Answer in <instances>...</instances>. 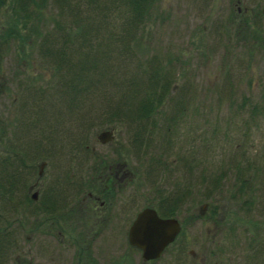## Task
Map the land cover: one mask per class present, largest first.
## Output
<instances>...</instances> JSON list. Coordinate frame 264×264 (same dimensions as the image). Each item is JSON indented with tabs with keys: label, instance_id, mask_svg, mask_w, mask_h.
Segmentation results:
<instances>
[{
	"label": "rangeland",
	"instance_id": "1",
	"mask_svg": "<svg viewBox=\"0 0 264 264\" xmlns=\"http://www.w3.org/2000/svg\"><path fill=\"white\" fill-rule=\"evenodd\" d=\"M45 2L0 5V264H264V0H148L134 28L126 0ZM144 206L181 227L148 261Z\"/></svg>",
	"mask_w": 264,
	"mask_h": 264
},
{
	"label": "trees",
	"instance_id": "2",
	"mask_svg": "<svg viewBox=\"0 0 264 264\" xmlns=\"http://www.w3.org/2000/svg\"><path fill=\"white\" fill-rule=\"evenodd\" d=\"M45 1L46 0H8V3L10 4V8L13 12L12 13L13 15L17 14L15 9L16 7H18L20 11H23L24 14H26V17H30V16H33L34 14L38 16L41 14V9H43L46 4ZM3 2H5V0H0V5ZM126 2L128 4L127 8L130 12L129 15L127 16L128 21L126 22V24L128 23L127 27L129 26V28H134L135 20L141 18V16L146 12L145 7H147L146 5H147L148 0H126ZM67 32L73 35L71 30H68ZM6 33L10 38H13L15 36L14 33H17V31L14 29L11 31L10 29ZM7 42L9 43L10 41H7ZM46 49L47 48L45 46L44 50ZM62 59L63 58L60 57L59 61L57 62L56 67L62 66L60 63ZM66 59H69L68 63L71 62L70 58L66 57ZM92 60L95 62H98L95 59H92ZM85 62H86V53L83 54V56L80 57V59L76 63H74L75 65L71 63V66L69 68H71L74 71V67L79 69L81 66L85 65L84 64ZM90 66H92L93 69L96 67L94 65H90ZM158 67L160 68H155L154 66H151L150 71L147 70L148 73L145 78V81L140 80V83L142 85V90L140 91V89H138V91L141 92L140 97L137 99L139 101L137 102L130 101L133 103L131 104V106H128L127 111L132 107L135 117L142 118V117L150 116V113L154 112V110L156 109V106L159 105L160 102H162L163 100L167 98L166 94L168 92L167 86L169 83V79L164 75V72H163L167 70H165L164 66L161 64ZM99 70L101 71V69ZM80 77L81 75L77 74L76 78H80ZM82 78L85 81L88 79L83 76ZM132 81H135V80L132 79ZM81 82L82 80L78 84H80ZM79 87H80L79 85L75 86L73 84H70V88L72 89V92L74 94L78 93L77 90H80V91L84 90V88H79ZM128 93L129 91L126 93L124 92L123 94L124 101L126 99V96L131 99L135 97V92L131 94H128Z\"/></svg>",
	"mask_w": 264,
	"mask_h": 264
},
{
	"label": "water",
	"instance_id": "3",
	"mask_svg": "<svg viewBox=\"0 0 264 264\" xmlns=\"http://www.w3.org/2000/svg\"><path fill=\"white\" fill-rule=\"evenodd\" d=\"M111 137V130H102L97 134L98 140L102 142ZM42 164L43 162L38 166V175ZM31 197H35L34 192ZM178 229L176 219L160 217L153 208L144 206L136 213L128 228L127 241L140 249L143 258H154L159 255L164 245L173 239Z\"/></svg>",
	"mask_w": 264,
	"mask_h": 264
},
{
	"label": "flooded vegetation",
	"instance_id": "4",
	"mask_svg": "<svg viewBox=\"0 0 264 264\" xmlns=\"http://www.w3.org/2000/svg\"><path fill=\"white\" fill-rule=\"evenodd\" d=\"M35 193V192H34ZM89 195H90V193H89ZM32 198V197H31ZM35 199V198H34ZM154 209V208H153ZM155 210V209H154ZM156 211V210H155ZM138 212V211H137ZM136 212V213H137ZM136 213H135V215H136ZM156 213H157V215L158 216H160V217H166V216H162V215H160L157 211H156ZM135 215H134V217H135ZM134 217L131 219V221H130V223H129V225L127 226V229H126V237H127V232H128V228H129V226H130V224H131V222H132V220L134 219ZM169 217H171V216H169ZM171 218H174V219H176L177 221H178V218L177 217H171ZM178 224H179V229H178V231L176 232V234H175V236L173 237V239L170 241V242H168L166 245H164V247L162 248V250L160 251V253H159V255L165 250V248L171 243V242H174L175 240H176V238H177V236H178V234H179V231H180V222L178 221ZM131 247H134L135 249H137V250H139L140 251V249L139 248H137V247H135V246H131ZM140 254H141V251H140ZM158 255V256H159ZM157 256V257H158ZM151 259H154V258H149V259H146L147 261L148 260H151ZM122 261V259L120 260V259H115V261H114V263L115 264H120L119 262H121ZM107 262V261H106ZM110 262V261H109ZM109 262L107 263V264H109ZM127 263V262H126Z\"/></svg>",
	"mask_w": 264,
	"mask_h": 264
}]
</instances>
